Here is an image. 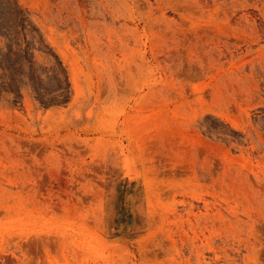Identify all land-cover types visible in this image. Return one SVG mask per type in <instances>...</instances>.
Masks as SVG:
<instances>
[{
    "label": "rangeland",
    "instance_id": "1",
    "mask_svg": "<svg viewBox=\"0 0 264 264\" xmlns=\"http://www.w3.org/2000/svg\"><path fill=\"white\" fill-rule=\"evenodd\" d=\"M0 264H264V0H0Z\"/></svg>",
    "mask_w": 264,
    "mask_h": 264
}]
</instances>
